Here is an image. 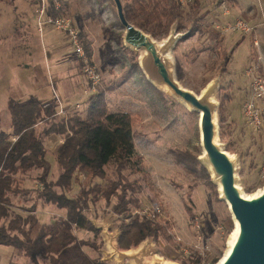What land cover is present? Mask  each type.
Instances as JSON below:
<instances>
[{"label":"rangeland","instance_id":"1","mask_svg":"<svg viewBox=\"0 0 264 264\" xmlns=\"http://www.w3.org/2000/svg\"><path fill=\"white\" fill-rule=\"evenodd\" d=\"M61 1L66 4L61 5L59 17L79 33L101 80L93 89L71 51L67 34L44 19L52 16L49 11L54 0H0V131L10 132L6 108L10 99L16 103L37 101L55 113L62 106L67 115L83 114L86 99L103 91L109 111L139 117L133 129L134 148L147 177L126 174L129 180L140 178L150 187L140 194L137 210L155 203L170 223L173 243L163 239L142 243L147 258L158 264H182V260L211 264L213 258L223 256L235 225L226 203L219 199L218 186L193 163L202 154L198 114L147 80L140 68L144 52L127 45L126 29L113 0ZM120 1L124 7L128 0ZM170 3L177 7V16L167 33L152 17L140 27L130 24L158 42L171 32L181 35L169 51L174 77L196 95L208 83H217L213 98L218 142L236 158L243 194L257 193L264 187V0H163L160 16L170 13ZM74 105L80 108L71 109ZM55 116L56 121L61 120ZM43 128L42 124L36 127L38 132ZM62 139L55 135L44 139L49 181L62 172L57 160ZM186 152L191 166L183 162ZM39 173L18 174L19 187L28 193L10 196L13 213L25 216L35 206L37 222L32 236L42 225L65 215L54 206L36 203ZM72 181L69 197L79 191L82 175L75 174ZM86 216L100 229V237L88 231H77V237L103 243L98 252L87 247L84 251L107 264H130L109 255L106 232L118 233L119 222L104 200L90 205ZM14 263L31 264L15 248L0 246V264ZM39 264L47 262L39 260Z\"/></svg>","mask_w":264,"mask_h":264},{"label":"trees","instance_id":"2","mask_svg":"<svg viewBox=\"0 0 264 264\" xmlns=\"http://www.w3.org/2000/svg\"><path fill=\"white\" fill-rule=\"evenodd\" d=\"M162 3L163 0H128L123 14L129 23L139 27L145 19L152 17L167 33L174 24L177 7L170 3L171 11L164 18L160 16ZM65 4L60 0L58 9L52 5L49 11L52 17H59L61 5ZM85 50L89 57L88 48ZM6 108L10 132L0 131V246L15 248L31 264H39V260L47 264H107L90 257L83 249L87 247L98 252L102 241L97 244L76 235L77 231H88L96 238L100 237V229L86 213L90 205L101 200L119 222L117 244L120 249L129 250L146 240L157 242L163 239L173 243L168 229L170 223L164 216L153 220L132 213L140 207V194L150 187L149 183L144 185L140 178L129 180L126 174L140 173L147 177L134 148L133 129L139 122L137 115L109 111L101 90L86 99L83 114L67 115L65 121H56L55 110L37 101L16 103L10 99ZM38 124L44 126L41 132L36 129ZM52 135L63 136L57 148L62 172L55 181L48 180L50 163L46 159L48 150L44 145V139ZM189 158L186 152L183 162L191 166ZM193 163L209 180L207 170L196 157ZM30 171L40 172L36 177L40 185L35 195L36 203L40 201L42 205L54 206L65 214L42 225L34 236L32 231L37 222L35 206L27 209L25 216L13 213L10 197L28 193L27 189L19 187L16 176ZM75 174L82 175L81 187L77 194L69 197ZM190 194L187 193V198ZM220 258H213L211 264H216ZM181 263L188 264L184 260Z\"/></svg>","mask_w":264,"mask_h":264},{"label":"water","instance_id":"3","mask_svg":"<svg viewBox=\"0 0 264 264\" xmlns=\"http://www.w3.org/2000/svg\"><path fill=\"white\" fill-rule=\"evenodd\" d=\"M113 1L116 5L119 21L126 29L127 45L144 52L140 60V68L143 69L147 80L155 87L166 88L174 98L198 114L199 138L202 149L198 161L208 171L211 182L218 186L219 199L226 203L234 225H237L235 238L227 254H225V250L216 264H264V187L255 197H244L241 188L238 186L236 158L231 159L228 152L218 142L217 104L214 105L210 100L212 91L196 95L182 87L175 79L174 74L169 71L168 63L163 54L167 51L169 53L181 35L177 33L176 38L171 43H166L169 44L166 49L159 50L156 40L128 23L123 14L121 1ZM174 34L171 32L168 39L175 36ZM213 82L217 89V83ZM106 234L108 244L110 242L112 249L109 255L116 257L119 262L129 263L126 260H131L133 263L130 264H158L149 260L146 251L142 249L141 244L148 240L140 244L141 254H136L118 247V233L106 232ZM112 241H114V245Z\"/></svg>","mask_w":264,"mask_h":264},{"label":"built area","instance_id":"4","mask_svg":"<svg viewBox=\"0 0 264 264\" xmlns=\"http://www.w3.org/2000/svg\"><path fill=\"white\" fill-rule=\"evenodd\" d=\"M54 8L58 9L60 7V0H54ZM43 7V5H42ZM42 15H45L44 9L42 8ZM44 19L47 23L55 25L56 29L62 30L67 34V37L69 39V44L71 46L72 53L77 57V59L80 61L83 72L88 80V82L92 85V88L95 89L96 86L100 82V75L94 65H92L89 61V57L86 54V51L81 43L79 33L72 27H70L69 22L66 19H63L61 17H52V16H45ZM240 26V25H239ZM259 89H262L261 86H259ZM80 107L78 105H74L71 107V109H79ZM61 119L65 121L67 118L66 110L61 106H59V109L57 113ZM254 123L255 125H258L260 123L257 115H254ZM133 213H137L139 215H143L146 217H149L151 219H156L163 216L161 207L157 205H152L149 208H140L139 210H134Z\"/></svg>","mask_w":264,"mask_h":264},{"label":"bare ground","instance_id":"5","mask_svg":"<svg viewBox=\"0 0 264 264\" xmlns=\"http://www.w3.org/2000/svg\"><path fill=\"white\" fill-rule=\"evenodd\" d=\"M175 36H172L170 39H168V37H166L165 39H163L162 41H160V42H158V41H156V45H157V48L159 49V50H161V49H166L167 47L166 46H168L169 44H166V43H171L172 41H173V39H175L176 38V33L174 34ZM178 41V40H177ZM163 56H164V58L166 59V61H167V63H168V66H169V71L170 72H172L173 73V70H172V63H171V57H170V55H169V53H168V51L166 52V53H164L163 54ZM144 63H146L145 61H144ZM157 84V83H156ZM162 85V84H161ZM162 86H164V85H162ZM165 87V86H164ZM166 89V88H165ZM206 91H212V94L210 95V100L214 103V105H216L217 103H216V101L214 100V98H213V95H214V93H215V91H216V85H215V83L212 81V82H210V83H208L207 85H206V87L202 90V92L201 93H204V92H206ZM189 111H192L190 108H188L187 106H185ZM217 141V140H216ZM228 155L230 156V158L231 159H234L235 157H234V155H232V154H230V153H228ZM262 190H260V191H258L257 193H254V194H252V195H250V196H248V195H244V197H246V198H251V197H255L256 195H258V193H260ZM237 232V225L235 224V227H234V230L232 231V233L228 236V238H227V240H226V252H225V254H227V252H228V249L230 248V246H231V244H232V242H233V240H234V238H235V233ZM113 242V245H114V241H112ZM108 247H109V252L110 251H112V249H111V245H110V242H109V244H108ZM133 253H136V254H141V246H138L137 248H135L134 249V251H132ZM126 253H129V252H126ZM225 256V255H224ZM146 259V258H145ZM147 260V259H146ZM126 261H128L129 263H133L131 260H126ZM148 261V260H147Z\"/></svg>","mask_w":264,"mask_h":264}]
</instances>
